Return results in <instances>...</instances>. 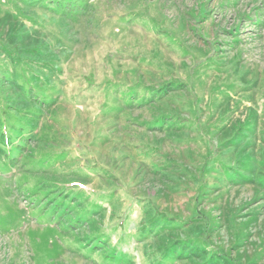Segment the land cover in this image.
Segmentation results:
<instances>
[{
  "label": "rangeland",
  "instance_id": "1",
  "mask_svg": "<svg viewBox=\"0 0 264 264\" xmlns=\"http://www.w3.org/2000/svg\"><path fill=\"white\" fill-rule=\"evenodd\" d=\"M63 3L82 5L62 16L58 0H0V17L9 10L25 25L0 21V34L17 27L24 40L43 39L61 68L52 75L59 98L38 124L42 138L24 141L17 166L0 176V264H157L161 237L136 228L147 211L175 219L184 226L177 236L224 259L217 263L264 264V0ZM12 64L0 60V73L12 69L25 84L27 64ZM136 81L181 86L171 98L187 128L147 133L128 127L126 112L105 118L103 105L128 96L116 86ZM151 112L134 115L142 123ZM253 128L248 146L224 142ZM229 143L225 159L219 145ZM237 156L255 167L244 185L219 166ZM189 222L216 231L206 238Z\"/></svg>",
  "mask_w": 264,
  "mask_h": 264
},
{
  "label": "trees",
  "instance_id": "2",
  "mask_svg": "<svg viewBox=\"0 0 264 264\" xmlns=\"http://www.w3.org/2000/svg\"><path fill=\"white\" fill-rule=\"evenodd\" d=\"M29 1L32 2V0ZM64 1L65 0H58V6H60L63 12L62 16H65L69 11L71 13L74 10H72V6L76 7L82 5L80 3L70 6L69 3L64 4ZM23 5L27 13L30 5L25 2H23ZM17 10L20 13L23 12L20 7H17ZM11 19L14 20L15 24H20L25 28L23 22L14 12L9 10L4 11L0 17V21L2 22H7ZM5 32L6 31H3L2 34H0V60L3 62L8 58L9 61L13 62L12 66L25 63L31 73L29 75V80H27L25 84L19 82L20 76L12 69L8 68L5 69L3 73H0V176L3 177L6 175L8 176L11 167L17 166L18 160L21 159L23 142L26 141L27 144H29V142H37L42 138L38 135V124L41 123V119L44 117V111L48 110L51 104L55 105L59 98L57 94L55 95V93H52L55 92V83L52 82L54 80L52 75H58L61 72L59 65L53 63L54 58L52 57L56 58L57 55L50 51L46 53V45H42L44 43L43 39L38 40V37L33 36L30 41L24 40L23 35L18 34L17 27L8 29L7 33ZM24 42L28 44L23 46L22 43ZM34 44L41 45L43 48L41 46L35 48ZM118 87L125 88L128 96L121 100L120 98L115 99V103L112 105L114 106L113 108H115L113 109L115 110L113 113L111 111L112 106L107 104L103 105L102 110L105 112L102 115H105V118H107L108 114L111 112L113 117L118 120L119 114L121 112H126L129 118L132 117L136 119H132L131 121V118H128L126 120V122L129 123L128 127L133 126V123H135L145 127L147 133H155L163 129L166 131V129L172 128L171 126L176 124L178 129H181L183 126L184 129L187 128V117H182L180 112H178V110H180L179 105L174 103L175 98H171L174 92L181 89V86L177 87L175 82H162L161 84L153 86L145 83L140 84L136 81L130 84L116 86V88ZM145 108L152 111V116L149 119H145L142 123H138L139 118H136L134 113ZM11 118L16 119V123L11 124L9 121ZM25 125H27V127ZM184 129L181 130V133L185 132ZM242 130L238 132L237 129V133L234 131L233 134L229 136V139L224 142L237 139V142H239L236 143L237 147V144H240L241 140L246 139V143H244L245 141L242 143L247 144V146L252 144L254 138L248 136L254 134L256 129L253 128L250 131L244 130L243 132ZM233 146H235L234 143L219 145L220 151L226 153V156L223 158L228 159L233 157ZM27 152L28 151H26L25 155ZM239 156L233 160L222 161L219 166L220 169L223 170L224 175L227 174L228 179L237 185H244L253 180L255 167L254 165L244 163V159ZM243 165H249V167L244 169ZM103 170H105V168L101 169V172H103ZM138 172L136 175L139 174ZM224 175L220 176L221 179ZM103 176L106 178L108 175L105 173ZM108 179L111 178L108 177ZM196 193L199 195L203 193V190L199 189ZM107 195H112V193L109 192ZM66 208L70 209L69 207H64V209ZM143 211L145 214L144 208ZM75 219L77 222L81 220V222L85 221L86 224L89 223L86 218L84 220L82 217L78 216ZM78 224L79 223H77V225ZM129 225L130 223L127 222H119V228L124 230L127 229ZM184 225H186V227L188 225H194L195 228H198L197 230L199 232L201 231L204 233L206 238L210 236V232H215L217 227V224L212 225L211 222H204L199 225L189 222ZM183 227L184 226H181L179 223H176L173 218L159 215V213L156 212L155 214L148 213V211L136 225V228L142 234H152L153 238L156 235L161 237V241L152 252L153 257L157 255V264H159L160 260L168 262L177 257L193 260L194 264H221L217 263V261H223L224 259L220 258L219 255L210 253L206 255L205 249L198 246L191 247L192 244L188 241L187 235L177 236V231L180 228L183 229ZM189 231L191 230L187 232Z\"/></svg>",
  "mask_w": 264,
  "mask_h": 264
}]
</instances>
